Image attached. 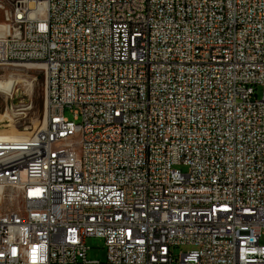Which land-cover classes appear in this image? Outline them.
<instances>
[{
  "label": "built area",
  "instance_id": "built-area-1",
  "mask_svg": "<svg viewBox=\"0 0 264 264\" xmlns=\"http://www.w3.org/2000/svg\"><path fill=\"white\" fill-rule=\"evenodd\" d=\"M0 8L49 101L0 136V264H264V0Z\"/></svg>",
  "mask_w": 264,
  "mask_h": 264
},
{
  "label": "rangeland",
  "instance_id": "rangeland-1",
  "mask_svg": "<svg viewBox=\"0 0 264 264\" xmlns=\"http://www.w3.org/2000/svg\"><path fill=\"white\" fill-rule=\"evenodd\" d=\"M3 16L4 11L0 8V31L4 27ZM0 79L17 80L11 92L6 94L0 92V113L7 112L11 118L0 121V132L27 135L40 128L43 124L45 107L44 78L41 68L31 63L2 64L0 61ZM65 116L72 118L68 110L65 111ZM178 168L186 170V167L181 165ZM7 204L9 201L2 198L0 207ZM85 242L88 247L87 258L105 259L107 252L103 238L89 236ZM260 244H264V233L260 238ZM191 248L188 245L180 247L181 250Z\"/></svg>",
  "mask_w": 264,
  "mask_h": 264
},
{
  "label": "bare ground",
  "instance_id": "bare-ground-1",
  "mask_svg": "<svg viewBox=\"0 0 264 264\" xmlns=\"http://www.w3.org/2000/svg\"><path fill=\"white\" fill-rule=\"evenodd\" d=\"M43 78H44V83H46V73H43ZM15 81L11 79H0V92L5 93V94L11 92L14 88ZM44 102H45L44 108H49V101H44ZM3 119L10 120L11 119L10 114H8L7 112L0 113V121H3ZM0 136L1 137H19L21 135L15 134V133L0 132Z\"/></svg>",
  "mask_w": 264,
  "mask_h": 264
}]
</instances>
